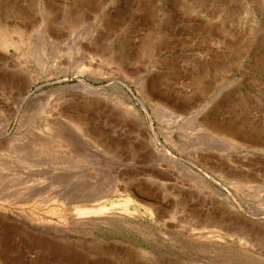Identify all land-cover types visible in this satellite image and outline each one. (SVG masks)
Masks as SVG:
<instances>
[{
  "label": "rangeland",
  "instance_id": "374dc122",
  "mask_svg": "<svg viewBox=\"0 0 264 264\" xmlns=\"http://www.w3.org/2000/svg\"><path fill=\"white\" fill-rule=\"evenodd\" d=\"M0 264H264V0H0Z\"/></svg>",
  "mask_w": 264,
  "mask_h": 264
},
{
  "label": "bare ground",
  "instance_id": "6f19581e",
  "mask_svg": "<svg viewBox=\"0 0 264 264\" xmlns=\"http://www.w3.org/2000/svg\"><path fill=\"white\" fill-rule=\"evenodd\" d=\"M36 25V24H35ZM19 34V33H18ZM25 34V33H24ZM14 35V34H13ZM35 35V34H34ZM16 36H18V35H16ZM16 40V41H15ZM14 41L15 42H12V44L11 45H8L6 42H2V44L3 45H7L6 47L7 48H9V49H15V50H19V46L17 45V43H21L22 41H20L18 38L17 39H15ZM28 41V40H27ZM50 41V40H49ZM6 43V44H5ZM51 43V42H50ZM53 44V43H52ZM22 45V44H21ZM167 112V111H166ZM256 136H258V134L257 133H252L251 134V139L250 140H253L254 138H256ZM158 140V139H157ZM162 150L164 151V152H166V153H168V154H171L164 146L162 147ZM209 231V230H208Z\"/></svg>",
  "mask_w": 264,
  "mask_h": 264
},
{
  "label": "water",
  "instance_id": "95a60500",
  "mask_svg": "<svg viewBox=\"0 0 264 264\" xmlns=\"http://www.w3.org/2000/svg\"><path fill=\"white\" fill-rule=\"evenodd\" d=\"M155 138L158 139L157 135H155ZM159 144L161 145V148L164 146L158 139Z\"/></svg>",
  "mask_w": 264,
  "mask_h": 264
}]
</instances>
